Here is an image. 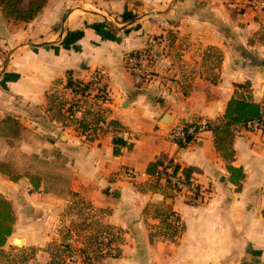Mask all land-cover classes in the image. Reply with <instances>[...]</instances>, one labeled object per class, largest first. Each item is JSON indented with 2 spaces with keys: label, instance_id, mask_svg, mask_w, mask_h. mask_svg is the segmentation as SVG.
<instances>
[{
  "label": "crops",
  "instance_id": "crops-1",
  "mask_svg": "<svg viewBox=\"0 0 264 264\" xmlns=\"http://www.w3.org/2000/svg\"><path fill=\"white\" fill-rule=\"evenodd\" d=\"M237 1L48 0L29 23L3 20L0 122L17 121L20 137H0V165L18 178L0 173V196L15 216L0 264H75L73 253L87 247L61 226L67 199L43 192L40 168L19 166L22 155L47 163L54 152L71 197L86 206L88 239L113 241L115 255L101 264H264V133L232 127L230 161L212 132L184 149L168 139L184 119L220 124L232 98L251 99L264 116V13L238 9ZM147 48L154 77L138 84L127 57ZM95 71L109 92L105 111L65 87L68 74L86 82ZM246 83L247 91L235 88ZM71 105L74 122L105 120L108 129L84 135L66 124ZM168 159L209 189L204 203L187 202L147 174ZM227 166L242 171L239 185ZM125 168L137 177L126 178ZM170 213L179 217L177 232L166 227Z\"/></svg>",
  "mask_w": 264,
  "mask_h": 264
},
{
  "label": "built area",
  "instance_id": "built-area-1",
  "mask_svg": "<svg viewBox=\"0 0 264 264\" xmlns=\"http://www.w3.org/2000/svg\"><path fill=\"white\" fill-rule=\"evenodd\" d=\"M238 9L253 10L264 13V0H238L236 3ZM154 54L147 48L140 52L135 53L127 57V68L133 72L136 76L138 84L146 83L153 77L152 65L154 62ZM94 88L95 90V105L102 111H105L106 107L110 103L109 92L105 88L104 77L100 71L93 72L85 82ZM88 94V92L86 93ZM86 94L80 98H86ZM79 96V95H78ZM75 106H69L66 113V118L69 121L71 127L80 128L81 121L74 122L76 111ZM109 124L104 121H100L96 124L86 125V129L83 131L84 135L89 134H101L108 129ZM247 127L250 131H258L264 133V118L261 120H255L250 122ZM211 132L210 125L207 122L193 123L188 122L187 119L178 122L168 133V139L171 143L176 145L180 149L187 148L193 142L200 138L204 133ZM123 174L128 179H135L137 173L131 168H125ZM158 182L162 183L168 192L174 195H183L187 202L192 204L204 203L209 197V189H203L193 179H187L179 172L178 165L175 159H168L164 161L157 169L155 174L151 175ZM166 227L171 232H177L181 229V223L179 217L175 213H170L166 218ZM97 251L99 258L91 257L88 260V264H101L99 259L103 255L114 256L116 253L113 241L108 234L98 236Z\"/></svg>",
  "mask_w": 264,
  "mask_h": 264
},
{
  "label": "trees",
  "instance_id": "trees-1",
  "mask_svg": "<svg viewBox=\"0 0 264 264\" xmlns=\"http://www.w3.org/2000/svg\"><path fill=\"white\" fill-rule=\"evenodd\" d=\"M47 1L28 0L26 8H23L21 6V0H0V8L2 16L6 21L29 23L39 15ZM65 87L71 90L73 94L83 97L90 88V85L80 80H73L71 75L68 74ZM235 88L247 91L250 89V84L236 85ZM263 117L261 106L254 103L251 99L232 98L229 101L221 123L215 126L210 125L215 149L221 153L223 159L230 161L233 158L230 143L234 133L231 131V128L235 126H243L246 128L250 122L261 120ZM80 129L84 131L86 125L80 124ZM19 132L20 126L17 121L7 118L0 122V137L19 139ZM53 157L60 159L61 155L54 152ZM29 158L30 160L43 162L38 156H31ZM162 163L163 161L161 160L151 163L147 168V174H155ZM227 171L231 176V183L239 185V182L243 179L242 171L231 166H227ZM0 173L8 175L13 182L18 180L17 177L8 173L4 165H0ZM37 176L38 178L36 176L30 177L31 185L34 189H38L40 186L41 178L39 176L41 175ZM44 182V193H49L47 184L50 182V178L49 176L47 177V174L44 175ZM14 223L15 216L11 204L0 196V248L5 245L7 238L12 234Z\"/></svg>",
  "mask_w": 264,
  "mask_h": 264
},
{
  "label": "rangeland",
  "instance_id": "rangeland-1",
  "mask_svg": "<svg viewBox=\"0 0 264 264\" xmlns=\"http://www.w3.org/2000/svg\"><path fill=\"white\" fill-rule=\"evenodd\" d=\"M28 3V0H21V6L23 8H26ZM3 16H2V12H1V8H0V28L3 25ZM17 23V24H16ZM18 22H12L9 21V25H16L18 26ZM151 77H154V73L151 74ZM85 83V82H84ZM88 94H86V98H84L86 101H90L91 104H95V90L94 88H90L88 89ZM73 107V105H71ZM69 121L66 120V124ZM91 124H95V123H91ZM19 166L24 167H33L35 170H37L38 168H40L42 171L41 174L44 173V175L47 174V177L49 176L50 178V182L47 184V188L50 191L49 193H45V194H53V195H57L60 198L63 199H67V203H66V208H65V212H64V217L65 219L62 221L61 226L65 227V228H69V230L72 231L73 235L70 233H67V235H70V240L72 239L76 244V242H85L88 243L87 247H85L84 249H82L81 253H77V255H72V259L74 258L75 264H88V260H90L91 257L93 258H99L98 254H96L97 251V243L94 242V239L92 238L93 235H91V238H89L90 235H88L89 233V227H91L92 223H89V219L86 217V206L81 204V201L76 200L75 198L71 197V192L69 190L70 188V180L67 174H62V162H61V158L57 159L54 158L52 159L51 162H39L37 160H30L29 157L27 156H23L19 159ZM32 170V173L35 172V170ZM36 178H38L37 175ZM45 190L43 189V192ZM192 204V203H191ZM93 229H96L93 228ZM92 230V229H91ZM93 240V241H92ZM14 243V242H13ZM68 254V253H67ZM16 256L18 255V252L15 253ZM14 255V256H15ZM100 260V259H99Z\"/></svg>",
  "mask_w": 264,
  "mask_h": 264
},
{
  "label": "water",
  "instance_id": "water-1",
  "mask_svg": "<svg viewBox=\"0 0 264 264\" xmlns=\"http://www.w3.org/2000/svg\"><path fill=\"white\" fill-rule=\"evenodd\" d=\"M244 264H252V263H244Z\"/></svg>",
  "mask_w": 264,
  "mask_h": 264
},
{
  "label": "bare ground",
  "instance_id": "bare-ground-1",
  "mask_svg": "<svg viewBox=\"0 0 264 264\" xmlns=\"http://www.w3.org/2000/svg\"><path fill=\"white\" fill-rule=\"evenodd\" d=\"M16 243H18V242L16 241Z\"/></svg>",
  "mask_w": 264,
  "mask_h": 264
}]
</instances>
